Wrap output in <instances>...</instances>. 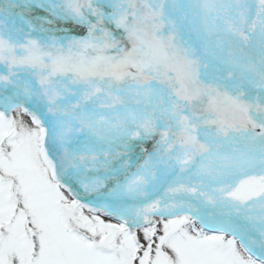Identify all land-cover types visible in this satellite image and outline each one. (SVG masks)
Wrapping results in <instances>:
<instances>
[{"label":"snow or ice","instance_id":"snow-or-ice-1","mask_svg":"<svg viewBox=\"0 0 264 264\" xmlns=\"http://www.w3.org/2000/svg\"><path fill=\"white\" fill-rule=\"evenodd\" d=\"M0 264H264V0H0Z\"/></svg>","mask_w":264,"mask_h":264}]
</instances>
